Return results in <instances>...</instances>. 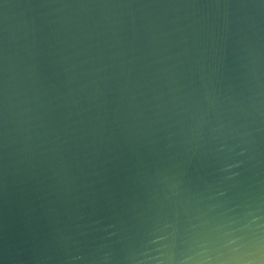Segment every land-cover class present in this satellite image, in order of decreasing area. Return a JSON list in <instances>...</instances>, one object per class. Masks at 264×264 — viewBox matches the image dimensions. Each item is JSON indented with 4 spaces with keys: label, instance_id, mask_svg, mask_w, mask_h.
<instances>
[{
    "label": "water",
    "instance_id": "95a60500",
    "mask_svg": "<svg viewBox=\"0 0 264 264\" xmlns=\"http://www.w3.org/2000/svg\"><path fill=\"white\" fill-rule=\"evenodd\" d=\"M0 264H264V0H0Z\"/></svg>",
    "mask_w": 264,
    "mask_h": 264
}]
</instances>
